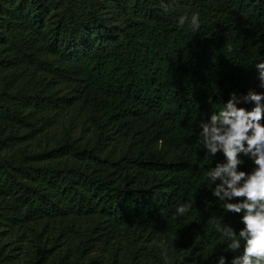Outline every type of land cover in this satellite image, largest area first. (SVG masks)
I'll use <instances>...</instances> for the list:
<instances>
[{"label":"trees","instance_id":"trees-1","mask_svg":"<svg viewBox=\"0 0 264 264\" xmlns=\"http://www.w3.org/2000/svg\"><path fill=\"white\" fill-rule=\"evenodd\" d=\"M260 62L264 0H0V264H232L199 131Z\"/></svg>","mask_w":264,"mask_h":264},{"label":"clouds","instance_id":"clouds-1","mask_svg":"<svg viewBox=\"0 0 264 264\" xmlns=\"http://www.w3.org/2000/svg\"><path fill=\"white\" fill-rule=\"evenodd\" d=\"M164 10L168 6L164 5ZM183 27L186 23L195 32L200 27L198 13L189 18L187 14L178 18ZM261 86L264 87V62L256 65ZM239 103H253L251 111L238 107ZM264 94L250 91L242 100L233 98L214 112L209 123L201 124L198 143L203 145L206 156L215 157L222 153L225 163H218L207 171V176L215 185L214 197H217L226 213H242L243 228L237 232L228 225H217V230L231 241L228 248L241 249L232 264H264ZM249 156L255 167L251 173L239 171L243 161L240 155ZM219 181V183H216ZM235 201V202H234ZM192 205L184 203L176 208L177 216H184ZM213 216L210 222L214 223ZM219 264H226L221 256Z\"/></svg>","mask_w":264,"mask_h":264}]
</instances>
